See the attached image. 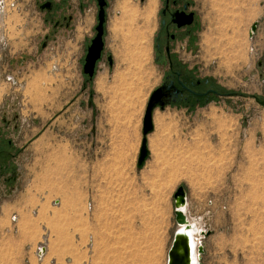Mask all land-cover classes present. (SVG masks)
Here are the masks:
<instances>
[{
    "label": "rangeland",
    "instance_id": "obj_1",
    "mask_svg": "<svg viewBox=\"0 0 264 264\" xmlns=\"http://www.w3.org/2000/svg\"><path fill=\"white\" fill-rule=\"evenodd\" d=\"M16 1L0 52V152L2 165L12 162L0 169V264H167L181 186L219 204L212 234L225 242L212 243L219 254L209 264H264V198H250L264 190V106L255 100L264 99V0H191L196 34L172 49L228 96L192 113L157 111L142 169L143 119L165 67L156 60L162 2L147 20L149 0H131L142 15L126 30L111 0L106 55L90 83L73 31L44 25L36 0ZM91 14L82 17L92 33ZM216 137L220 167L208 150Z\"/></svg>",
    "mask_w": 264,
    "mask_h": 264
},
{
    "label": "flooded vegetation",
    "instance_id": "obj_2",
    "mask_svg": "<svg viewBox=\"0 0 264 264\" xmlns=\"http://www.w3.org/2000/svg\"><path fill=\"white\" fill-rule=\"evenodd\" d=\"M67 1L68 0H36L31 6L39 11V19L43 20V24H52V30L56 31V33L63 30H75V21L77 20L78 13L83 16L86 15L87 11L92 12L96 23L93 25L92 33L89 31L88 36L90 40L85 46V54H87V50L97 34L96 27L99 23L98 16L101 9L100 2H104V10L106 13L104 35L105 48L102 58L97 62V71L98 64L106 55V35L109 17L108 10L111 5V0H75V10L71 12L68 10ZM121 1L122 0H119V10L122 11L120 7ZM144 1L145 0L142 2ZM160 1L162 2V6L160 10V25L156 36V60L157 62L165 60V67L161 83L151 93L152 96L153 93L156 91L158 92V104L154 109L153 116L157 111L165 113L168 108H176L177 110L183 108L186 109L187 112L192 113L196 112L198 108L206 107L212 102L221 105V99L226 95L228 96V94H223L221 89L218 88V86L212 85L209 79L200 77L199 68L196 65L191 66L190 64L185 63L184 60L179 59L175 51L172 49V43L180 40L182 36L183 39L188 38L189 43L191 38L196 34L198 28V13L195 9L194 3L191 0ZM89 6H91V9H88ZM176 20L185 23V25L180 27ZM188 21H191V23L187 24ZM48 40L49 36L46 34L40 44L41 47L46 48ZM187 47L188 48H184L183 50L193 53V51L190 50V46ZM109 56L110 55L107 56V62L110 64L108 60ZM94 77H88V81L91 83ZM4 158L5 156L0 152L1 170L6 169V167L8 168L7 165L12 163L10 161L2 165V160H4ZM8 175L10 174L8 173ZM8 179L10 180V178ZM5 182L7 183L8 180H5Z\"/></svg>",
    "mask_w": 264,
    "mask_h": 264
},
{
    "label": "water",
    "instance_id": "obj_3",
    "mask_svg": "<svg viewBox=\"0 0 264 264\" xmlns=\"http://www.w3.org/2000/svg\"><path fill=\"white\" fill-rule=\"evenodd\" d=\"M143 1V0H142ZM104 2H100V12L98 16V26L96 27L97 34L95 38L92 40L91 45L87 50V54L84 60L83 72L89 78H93L96 73L97 62L102 58L105 48V23H106V13L104 10ZM178 25L181 27L185 25V23L179 22L176 20ZM191 23V21H188ZM258 27V23H254L250 30V37H252L256 29ZM110 64L113 63L112 56L108 57ZM157 94L156 91L150 97V100L147 103L146 111L143 119V138L141 142L140 152L138 156L137 166L139 169L144 167L146 161L150 158V150L148 147V135L154 131V123H153V112L157 106ZM256 102L261 106H264V99L259 97L255 98ZM147 130V132H146ZM145 135L147 136V144L144 143ZM176 200V207L174 209L175 221L177 226H185V231L180 229H176L174 233V238L172 245L168 251V259L167 264H203L201 262L202 256L205 253V248L203 244H199L197 247V259L195 258V248L193 247L192 239L190 238L188 231L192 228L189 219L183 211V207L186 204V193L184 188L181 186L178 188L176 194L174 195ZM204 236L208 235V232H203ZM45 248H42L41 253L45 252Z\"/></svg>",
    "mask_w": 264,
    "mask_h": 264
},
{
    "label": "crops",
    "instance_id": "obj_4",
    "mask_svg": "<svg viewBox=\"0 0 264 264\" xmlns=\"http://www.w3.org/2000/svg\"><path fill=\"white\" fill-rule=\"evenodd\" d=\"M67 6H68L69 12L75 10V0H70L68 2ZM88 9H91V6H89ZM87 12L91 13L90 11H87ZM87 12H86V14H87ZM91 15H93V14H91ZM77 16H78L77 20L75 21L76 28H75V30H73V36L71 37V39H73L76 43L75 48L77 50H75V52L76 53H84V55H85V48H86L85 46L87 45V43L90 40V38L88 36L90 30H89L88 25H87L88 30L86 31V29H84L86 23L84 22V19L81 16V14L78 13ZM71 39H70V42H71ZM153 123H154V131H155L156 130V124H155L154 116H153ZM216 125H219L217 123V121H216ZM154 131L152 133H154ZM208 150L213 151L215 154L214 166H216V167L222 166L223 144H222L221 139H217V137H216L215 143L211 144V146ZM234 151H235L234 148H232L230 150V152H234ZM211 164H212V162H211ZM234 180H235V182H237L236 180H238V178H236ZM258 182L261 183L262 181H258ZM262 183H264V182H262ZM235 187H236V185H235ZM257 188L258 189H254V191H250V198H259V199L264 198V190L262 189V187L258 186ZM186 196H187V194H186ZM209 200H210V197H208L206 194L194 197V196H192V194L189 193L188 196L186 197V204L184 207L186 210L185 213H186V216L188 217V219L192 222L196 221L195 224L199 228L200 239H201L202 244L204 245V248H205V253L201 259V262L203 264H209L207 258L211 254L215 255V254H217V252L219 254V249H216V247L212 246V243L213 242H225V241H222L221 239L216 238L212 234L214 231V228H216L218 218H219L218 213H217V212H219V204L215 200V202L211 206H209L208 205ZM191 210L193 211V213ZM207 211H211V214L208 215L206 213ZM192 214L198 215V217L194 218V217H192ZM204 228L207 229L206 232H208V235H206L205 237H202L200 234V231H204Z\"/></svg>",
    "mask_w": 264,
    "mask_h": 264
},
{
    "label": "bare ground",
    "instance_id": "obj_5",
    "mask_svg": "<svg viewBox=\"0 0 264 264\" xmlns=\"http://www.w3.org/2000/svg\"><path fill=\"white\" fill-rule=\"evenodd\" d=\"M155 1L154 0H149L148 1V6H147V8L145 9V12H146V14H147V20H149L148 19V16L150 17V15H151V13H152V10H153V6L155 5V3H154ZM120 7H121V9H122V16H123V18H122V26L121 27H126L125 29L127 30V28H131V27H133V24H134V22H136L137 21V19L142 15V13H141V11L139 10V9H136V7H134V6H132L131 5V0H122L121 1V4H120ZM124 29V28H123ZM124 29V30H125ZM124 30H122V31H124ZM130 30V29H129ZM128 30V31H129ZM120 31H121V28H120ZM116 32H117V29H116ZM129 32H131V31H129ZM118 33H119V31H118ZM116 34V33H115ZM124 34V33H123ZM131 34V33H130ZM206 46L208 45V40H206V44H205ZM43 77V76H42ZM102 80H104V79H102ZM98 85L97 86H99V87H102V85H103V82L99 79V81H98V83H97ZM98 87V88H99ZM28 93H29V91H28ZM31 99H32V97H30ZM185 207V206H184ZM183 207V211H184V213L186 212V210H185V208ZM61 213V212H60ZM186 214V213H185ZM42 215V214H41ZM60 216V215H59ZM43 217H45L44 216V214H43ZM188 218V217H187ZM54 219H55V217H54ZM60 219V218H59ZM31 220V219H30ZM34 220V219H33ZM41 220V219H40ZM39 220V221H40ZM43 221H44V219H42ZM8 222H9V220H7ZM26 221V220H25ZM28 221V220H27ZM35 221V220H34ZM33 221V222H34ZM8 222H6V223H8ZM189 222H190V224H191V226H192V228L188 231V234H189V236H190V238L192 239V242H193V247L195 248V258L197 259V256H198V254H197V247L199 246V244L201 243L202 244V241H201V239H200V235H199V228L197 227V225L195 224V222H192V221H190L189 220ZM2 223V222H1ZM29 223V222H28ZM27 223V224H28ZM39 223V222H38ZM198 223V222H197ZM35 224V223H34ZM199 224V223H198ZM2 225H3V223H2ZM9 225V224H8ZM21 226V225H20ZM200 226V225H199ZM36 227V226H35ZM57 227H59V226H57ZM65 227V226H64ZM21 228V227H20ZM25 228H26V225H25ZM27 228H28V226H27ZM54 228V227H53ZM55 229V228H54ZM57 229H59V228H57ZM178 229H180V230H182V231H185V226H177V230ZM22 230V229H21ZM26 230V229H25ZM201 230V229H200ZM203 230V229H202ZM55 231H58V230H55ZM22 232V231H21ZM25 232V231H24ZM204 231H200V234H201V236L202 237H205L204 236V233H203ZM36 235V234H35ZM20 240V239H19ZM53 241V240H52ZM56 241V240H55ZM52 243V242H51ZM7 245H8V243H7ZM11 248V247H10ZM51 250V249H50ZM10 251V250H9ZM20 252V251H19ZM9 253V252H8ZM45 253H43L41 256H43ZM55 254V253H54ZM53 255V254H52ZM50 256V255H49ZM48 256V257H49ZM51 257V256H50ZM4 258V257H3ZM7 258V257H6ZM49 259V258H48ZM59 259V258H58ZM50 260V259H49ZM15 263V262H14ZM47 263V262H46Z\"/></svg>",
    "mask_w": 264,
    "mask_h": 264
},
{
    "label": "built area",
    "instance_id": "obj_6",
    "mask_svg": "<svg viewBox=\"0 0 264 264\" xmlns=\"http://www.w3.org/2000/svg\"><path fill=\"white\" fill-rule=\"evenodd\" d=\"M17 1L15 0L14 2H10L9 0H0V52L4 51L7 49V44L9 39V30L7 29L6 23H5V18L7 16L8 11L11 8H16V3ZM19 10V8H16V10ZM250 52H253V48L250 49ZM212 204V202H209ZM208 215L211 214V211L206 212ZM207 229L204 228V232H206ZM42 248L39 250V255L41 256L42 253Z\"/></svg>",
    "mask_w": 264,
    "mask_h": 264
},
{
    "label": "snow or ice",
    "instance_id": "obj_7",
    "mask_svg": "<svg viewBox=\"0 0 264 264\" xmlns=\"http://www.w3.org/2000/svg\"><path fill=\"white\" fill-rule=\"evenodd\" d=\"M146 132H147V130H146ZM144 143L147 144V136L146 135H145Z\"/></svg>",
    "mask_w": 264,
    "mask_h": 264
},
{
    "label": "trees",
    "instance_id": "obj_8",
    "mask_svg": "<svg viewBox=\"0 0 264 264\" xmlns=\"http://www.w3.org/2000/svg\"><path fill=\"white\" fill-rule=\"evenodd\" d=\"M232 94V93H231Z\"/></svg>",
    "mask_w": 264,
    "mask_h": 264
}]
</instances>
